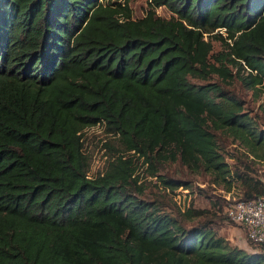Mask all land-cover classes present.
Instances as JSON below:
<instances>
[{
	"label": "trees",
	"instance_id": "obj_1",
	"mask_svg": "<svg viewBox=\"0 0 264 264\" xmlns=\"http://www.w3.org/2000/svg\"><path fill=\"white\" fill-rule=\"evenodd\" d=\"M147 2L134 17L130 0H0V264H264V245H232L206 211L177 206L188 183L159 174L179 161L224 196L264 197V0ZM211 76L251 90L258 114L191 82ZM94 127L119 149L91 177ZM134 157L179 217L141 199Z\"/></svg>",
	"mask_w": 264,
	"mask_h": 264
},
{
	"label": "rangeland",
	"instance_id": "obj_2",
	"mask_svg": "<svg viewBox=\"0 0 264 264\" xmlns=\"http://www.w3.org/2000/svg\"><path fill=\"white\" fill-rule=\"evenodd\" d=\"M130 7L134 17H141L148 8V2L147 0H130ZM157 13L163 17L169 16V12L162 7L157 9ZM212 45L214 53L221 50L219 42L212 41ZM191 82L195 84L216 83L226 92L241 98L247 111L252 114H258V106L261 100H258L251 90L242 88L236 81L225 84L216 76H211L206 81L192 79ZM217 138L222 148V153L224 146L227 161L232 164L233 161L230 158L231 155L234 154V146L231 144V141L223 135L217 134ZM115 149H119L117 141L112 136L108 135L103 128L94 127L86 129L83 133V152L89 161L88 175L92 177L104 173L108 164L117 157V154L114 152ZM133 165L137 170L136 175L139 177L140 183L145 185L141 199L152 201L159 197V200H162L161 207L163 210L170 214L172 218L179 217L178 208L174 206L173 202L166 195L159 191L158 187L160 185H158L155 178L149 176L147 166L144 165L143 160H138L137 157H134ZM254 169L257 171V177L264 184V164L259 163L254 166ZM159 174L173 181L184 182L190 185V190L178 189L174 196V201L181 210L188 208V206H192L194 209L206 211L207 214H205L204 217L208 216V218L213 221L210 227L219 236L227 239L232 245L245 250L247 253L254 254L261 251L259 246L248 241L243 227L232 223L228 219L226 209L223 208L222 211H219L216 205L218 200L222 206L226 205L229 201L239 200L241 196L240 189L236 187L233 190L234 194L224 196L218 188L215 189L211 185L208 175L202 172H192L181 165L179 161L164 164ZM204 217L195 219L190 223H184V225H195L203 221Z\"/></svg>",
	"mask_w": 264,
	"mask_h": 264
},
{
	"label": "built area",
	"instance_id": "obj_3",
	"mask_svg": "<svg viewBox=\"0 0 264 264\" xmlns=\"http://www.w3.org/2000/svg\"><path fill=\"white\" fill-rule=\"evenodd\" d=\"M226 215L232 223L244 228L249 242L264 245V197L229 201Z\"/></svg>",
	"mask_w": 264,
	"mask_h": 264
}]
</instances>
